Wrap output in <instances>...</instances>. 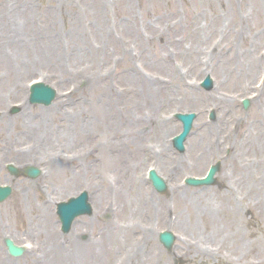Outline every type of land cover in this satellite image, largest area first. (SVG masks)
I'll return each mask as SVG.
<instances>
[{
	"label": "rangeland",
	"instance_id": "374dc122",
	"mask_svg": "<svg viewBox=\"0 0 264 264\" xmlns=\"http://www.w3.org/2000/svg\"><path fill=\"white\" fill-rule=\"evenodd\" d=\"M15 20H18L16 38L23 43L19 59L24 62L27 54L33 56V60L19 73V94L13 93L9 71L0 61V98L3 102L0 103V185L13 188L12 197L0 205V257L6 264H60L56 260L48 263L46 250L35 236L36 225L41 218L44 221L43 206L50 209L49 225L54 243L70 252L76 239L82 248L93 250L95 254L97 241L89 246L87 243L100 237L97 235L101 232L106 236V231L113 229L109 223H114L117 217L121 219L120 192L128 195L127 189L129 182L133 183V177L145 187L146 196L141 199L152 196L165 210H160L159 224L157 207L155 215L142 217L133 213L128 216L126 221L129 224L133 221L135 227L125 244L127 248L139 245L135 240L140 239L136 236L141 229L146 236L151 234L155 237L154 249L162 257H168L171 264H187L188 260L180 258L182 254L179 253L187 254L188 259L194 254L189 252L188 246L180 244L178 236L181 229L178 225L181 221L190 226L198 223L206 228L208 220L201 217L190 219L172 196L174 192L205 189L214 194L224 191L223 184L227 185L226 191H230V195L220 199L227 202L222 224L226 226L228 221H234L235 216L230 214L229 208L235 205L247 224L242 225L239 248L234 247L233 241H229L227 247L219 238L220 244L215 240L211 246V251L217 252V256L204 260L202 264H264V88H257L263 81L260 78L264 76V63L260 67L256 64L248 82H243L239 76L241 71L248 70L252 59L257 60L259 54L264 55V4L260 0H0V26ZM95 41H103L110 47L102 54L94 50L95 46L97 48ZM200 44L201 49L195 52ZM74 48L78 55L71 67L74 76L62 79L56 63L50 61L51 57L64 55L68 58L74 54ZM94 53L97 56L101 54L98 81L102 84L111 80V91L115 94L113 129L108 131L109 134L95 129L91 136L86 133L84 137L80 135L83 132H79L78 138L44 148L40 137L24 132L29 121L45 117L55 122L51 127L58 130L57 125L74 123L73 117L65 114L69 106L81 107L92 102V115L99 111V92L93 94L87 80L81 81L70 95L73 88L66 91L85 76L88 61ZM171 76H176L173 82ZM133 77L147 87L143 96L136 85L129 84ZM207 77L212 78L215 87L204 92L201 83ZM34 80H42L58 91L57 100L50 108L30 106L27 101L29 85ZM173 85L176 87L174 97L165 90V87ZM192 93L194 97H190ZM180 98L199 103L187 106L178 102ZM246 99L250 102L248 110L243 104ZM19 106L21 113L13 114L12 111ZM85 112L91 117L89 112ZM189 112L197 114L196 124L203 122L215 128L211 132L208 128L203 146L198 144L204 150L208 148L209 154L204 156L202 166L195 170L182 163V158L187 157L190 139L184 154L172 146L173 138L182 130L174 115ZM212 113L215 115L213 121L209 118ZM4 115L8 127L1 119ZM169 123L173 125V131L160 133V127ZM157 131L162 143L159 149L147 144V141L155 140L153 132ZM128 133L135 139L129 140ZM143 135L145 140L138 141ZM7 143L13 150L10 155L5 152ZM21 151L24 155L36 154L39 158L26 156L18 160L16 156ZM86 152L91 154L90 158H84L83 153ZM61 153L69 155L67 166L62 171L54 170L49 158ZM113 153L119 154V158L114 161V169L108 176L101 172L102 164L105 157L110 159ZM202 153L197 149L198 158ZM211 154H217L218 161L210 158ZM241 154L248 158L247 173L243 175L235 168L236 172L231 175L233 160ZM162 161L166 163L160 166ZM214 161L227 162V166L220 168L213 185L205 189L184 186L185 178L206 175ZM9 164L23 170L27 166L42 169L43 175L38 180L23 174L15 178L6 170ZM107 165L112 168L109 162ZM84 166L88 167L82 170ZM94 166L97 172L91 173ZM149 168L156 170L168 185V191L162 196L151 188L147 180ZM227 171L228 175L224 177ZM73 177L75 181H71ZM80 190H87L90 202L94 207L100 203L104 214L99 220L85 217L77 225V233L73 234L71 230L64 236L60 231L56 206L77 196ZM130 203L137 207L134 201ZM218 230L223 231L221 228ZM163 231L177 236L171 250H166L159 243V235ZM7 237L17 245L27 244L31 248L20 259L10 258L4 245ZM42 239L44 241L45 238ZM234 251L238 252V258ZM116 253L112 257H103L97 264H117L118 261L120 264H133L130 257L125 261L126 253Z\"/></svg>",
	"mask_w": 264,
	"mask_h": 264
},
{
	"label": "bare ground",
	"instance_id": "6f19581e",
	"mask_svg": "<svg viewBox=\"0 0 264 264\" xmlns=\"http://www.w3.org/2000/svg\"><path fill=\"white\" fill-rule=\"evenodd\" d=\"M264 4V0H260ZM17 23L18 20H15L13 23L7 24L5 26H0V61L7 67L8 69V74L11 76V82L10 85L12 86V91L13 93L19 94L20 92V83H19V73L22 72V70L26 67L25 64L28 62L32 61L33 56H29L26 54V58H24V62H21L19 59L20 56V48L22 47V42L16 38L18 29H17ZM203 31V30H201ZM205 31V30H204ZM207 31V29H206ZM97 42V48L95 46L94 50L99 51L100 53L103 54L110 46L106 45L105 42L103 41H95ZM202 44L197 46L195 52L201 49ZM255 46V45H253ZM174 52V51H173ZM70 53V51L68 52ZM175 53V52H174ZM101 54L97 56V53H94L92 57L89 59L88 64L89 68L84 74L85 80L88 82V86L93 94L96 92L98 94V107L99 111L97 112L96 115H92L91 111V106L92 102L87 103L84 106H79V105H74L73 107L69 108L66 110L65 114L70 115L74 119L73 125H57L58 130L54 127H51L52 123L51 121L47 120L45 117L41 118H36L33 121H29L28 124H25V133L30 134L29 136H37L40 137L42 140L41 142H44L42 145L45 147H52L55 145L56 142L59 141H70L71 139H75L79 137V132H83L80 135L85 136L86 133L88 136L92 135V130L98 129V130H105V132H108L110 129L112 130L115 124L114 117L112 116V110L115 107V94L112 93L111 91V80H105L102 84L98 81L97 77V70L98 67L101 63L100 60ZM15 59V60H14ZM78 59V55L76 53V48H74V54L71 56H68L66 58L64 55L60 56H54L51 57V60L53 63H56L57 69L60 70V74L62 75V79L64 78H73L74 73L72 74V63H74ZM186 62L189 61L188 57L186 58ZM264 63V60H251L250 64L247 66L248 70L242 72L239 74L240 80L243 82H248L250 78L252 77L253 71L256 67V64L259 65ZM227 65V64H226ZM230 65V64H229ZM176 76L174 78L171 76L172 82L175 80ZM131 85H136L137 89L141 91V95L143 96L147 91H146V86L145 85H140L141 82L137 81L134 77L129 83ZM247 88V87H246ZM264 88V87H263ZM176 87L173 85L171 87H165V90L167 91V94L174 97L175 94H173L174 90ZM172 92V93H171ZM193 92V91H190ZM96 93V94H97ZM172 95H171V94ZM188 93V91H187ZM194 93L190 94V97H194ZM178 97V96H177ZM215 98V97H214ZM180 104H186L187 106H197L198 101L196 100H186L185 98H180L178 100ZM0 103L3 104L2 98H0ZM89 112L90 116L85 112ZM91 111V112H90ZM56 117H54L55 119ZM1 119L4 120L3 123L6 124V126H9L8 121L6 120V115L1 116ZM6 121V122H5ZM59 123H62L59 121ZM208 128H210V132L214 131L215 128L213 126L209 127L205 123L200 122L198 124L194 123V131L190 133V141L189 139V148L187 149L186 152V158H182V163L186 164L187 167L192 168V169H198L202 164L204 163V156L207 157V152L206 148L205 150L201 148L205 143V137L208 132ZM167 130V132L171 133L173 131V125L171 123L165 124L164 127H160L159 131L162 133L163 131ZM197 130V131H196ZM153 132V139L150 142L147 141L148 146L151 145L153 148H161V142L158 137V133ZM85 132V133H84ZM109 134V132H108ZM129 134V140L135 139L130 137ZM145 135L141 136L140 140H145ZM104 138L105 134H104ZM103 138V139H104ZM39 140L37 139V143ZM224 142V140H223ZM161 143V144H160ZM135 144L138 145V142H135ZM198 144H201V146H198ZM219 147L221 149L220 143ZM197 149L202 150V154L200 157H197ZM226 149V147H225ZM12 151L7 146L5 148V152L8 153L9 155L12 154ZM246 151V149H245ZM217 152L218 148H217ZM70 154V153H68ZM26 156H32L31 154H25L20 153L17 154V159L22 160ZM84 158H90L91 154L86 152L83 153ZM119 154H114L112 155V158L107 159L105 157V162L102 164V173L105 175L110 174L112 169H114V161L118 160ZM35 158H39L36 154L35 156H32ZM50 163L53 164L54 170L58 169L60 171L64 170L67 166V156L65 154H57L54 156H51L49 158ZM107 162L110 163L112 168H110L107 165ZM248 158H245L242 154L238 155L237 157L234 158L233 160V167L230 169L231 171L229 172L231 175H233L237 170H240L241 174L246 175L247 173V163ZM166 161L160 162V166L164 165ZM176 163V162H174ZM227 162H222L223 168L227 166ZM189 164V166H188ZM185 166V165H184ZM88 166H84L82 170H84ZM162 168V167H161ZM236 168V169H235ZM80 169V171H82ZM164 171V169H162ZM92 172H97L96 167H92L90 170ZM76 175V173L74 174ZM224 177L228 175V171L223 174ZM111 179V177H109ZM108 177L106 179L109 180ZM76 179L73 177L71 181H75ZM133 183L129 182V189L128 190V195L125 196L123 195L122 192H120V208H121V219L117 217L116 221L110 222L109 225L113 227V229H108L106 231V236L103 233H100V237L96 243L97 252L94 254L93 250L85 249L80 246L79 243H76L74 247L71 249L70 252L66 253V249L62 247L61 245H58L54 243L51 240L52 237V228L49 225L50 220H49V212L50 210L48 207L43 206L42 212H43V220L40 219L38 225L34 227V230L36 229L35 233L37 236L38 243L39 241L42 243L41 246L45 248V255L48 259V263L51 262V260H56L60 262V264H97L103 257L104 259L106 258L105 256L112 257L114 254H117L116 252L122 251V253H126L127 257H130V260L133 262V264H171L169 261L170 259L168 257H162L161 253L160 255L154 251V245L153 243L156 241L155 237L152 236L151 234L149 237H146L143 235L144 231L141 229L139 230L137 236H142V241H144L142 247H138L137 245H132V247H126L125 244H127L129 239L131 238L132 230L134 223L131 221L129 224L128 221H126L128 216L132 215L133 213H136L142 217H146L147 214L149 215H155L156 214V209H158V224L161 222V217H160V210L163 205H160L158 201L153 199L154 197H148L144 200L143 195H145V190L143 188L142 182H140L138 179L132 178ZM222 187L224 191L218 192V193H212L209 192L208 190H202L199 192H174L172 198L174 201H177V203L183 207L185 210V213L189 214V218L192 219L194 217H201L203 220H208L207 221V229L204 227H200L198 223H194L193 226L188 225L187 223L181 222L178 225L179 226V241L182 246H188L189 247V252H193L194 256L192 258L188 259L187 254L179 253L180 258H183V260H188L187 264H202V262L212 256H217V252L211 251V246L213 245L212 243L217 240L218 244H220L219 238L223 239L224 245L227 246L229 241H233L234 247L237 248L241 244V236H242V225L247 222H245V217L242 215L240 210L235 206H231L229 208L230 214L232 213L235 216L234 221H228L226 223V226L223 225V219H222V214L225 212V205H227V202L224 200H220L221 196L224 195H230V191L227 190V185H223ZM102 192V190H101ZM133 192H135V196L133 197ZM223 193V194H222ZM133 197V198H132ZM104 198V195L101 197ZM130 201H134L137 205V207L132 206ZM97 202V201H96ZM161 202V201H159ZM155 207H157L155 209ZM163 210L164 207L162 208ZM96 213L93 215L94 218L98 219L101 218V215L104 214L103 209L100 206V203L97 202L96 205ZM127 218V219H126ZM182 220V219H180ZM98 223H100L98 221ZM81 224L80 222H75L74 225ZM200 227V228H199ZM222 229L223 231H220L218 229ZM190 229V230H189ZM204 230H206L204 232ZM192 233V234H190ZM118 234V235H117ZM116 235V236H115ZM216 235V236H215ZM206 236L210 238H205ZM45 238L44 241H42V238ZM54 243V245H53ZM216 243V244H217ZM228 247V246H227ZM239 248V247H238ZM185 250L182 249V252ZM235 257L238 258V252L234 251ZM98 255V256H97ZM175 257H178V255L174 254ZM197 258H200L199 260ZM172 260V259H171ZM0 264L6 262L0 257ZM164 261V263H163Z\"/></svg>",
	"mask_w": 264,
	"mask_h": 264
},
{
	"label": "water",
	"instance_id": "95a60500",
	"mask_svg": "<svg viewBox=\"0 0 264 264\" xmlns=\"http://www.w3.org/2000/svg\"><path fill=\"white\" fill-rule=\"evenodd\" d=\"M30 174L35 175L37 173H36V171H33ZM9 193H10V191L8 189H6V190L0 189V200L6 198ZM76 210H77V208L75 207V204H71V203L66 204V206H62V205L59 206V213L64 214V217H66L67 214H70L71 212L76 211Z\"/></svg>",
	"mask_w": 264,
	"mask_h": 264
}]
</instances>
